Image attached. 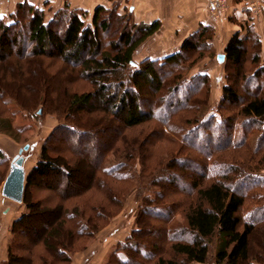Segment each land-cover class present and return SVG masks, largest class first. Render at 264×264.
Returning <instances> with one entry per match:
<instances>
[{
    "label": "trees",
    "instance_id": "16d2710c",
    "mask_svg": "<svg viewBox=\"0 0 264 264\" xmlns=\"http://www.w3.org/2000/svg\"><path fill=\"white\" fill-rule=\"evenodd\" d=\"M130 13L97 5L91 22L87 23L84 19L87 11L66 5L47 20L43 9L29 1L20 2L11 14V22L0 18V64L22 69L24 64L31 65L33 60L41 57L60 58L70 66L68 75L74 76L77 71L91 85L85 91H65L67 114L89 115L93 124L120 120L125 131L158 120L171 129L173 114L192 107L196 110L192 122L187 121V125L174 131L181 135L184 147H195L209 158L219 148L251 147L248 137L253 130H259L260 143L253 149V154L263 153L264 64L261 61L262 40L255 24L248 21L244 24L248 27H240L233 33L222 53L224 60L218 58L224 63L228 82L223 86L217 112L209 114L210 76L198 72L187 77L185 73L206 57L214 56V25L200 24L182 41L177 51L163 58L147 57L136 61L134 56L138 48L158 32L161 25L159 20L137 23ZM16 28L24 30L26 37L13 31ZM108 32H118L120 40L110 42L105 48L102 35ZM174 96L177 98L172 102ZM143 104H152L151 109L144 111ZM229 104L232 105L231 114L226 112ZM2 121L8 129V122ZM58 127L74 130L68 124ZM212 139L218 141V145L205 150L206 142ZM47 147L43 146L37 165L26 174L22 202L28 211L12 223L13 238L8 247L7 264H51L48 254L39 255L41 261L36 263L34 249L38 246H43L54 258L59 256L62 263L71 259L66 251L71 250L69 242L74 239L75 232L73 227L66 226V204L59 200L53 206H45V201L35 198L33 188L57 192L56 184L65 180V185L72 189L88 191L101 180L97 176L100 170L108 176L127 178L122 162L90 168L79 156L71 163L65 155ZM184 159L200 170V176L195 175L192 181L189 188L192 196L183 214V225L172 231L167 252L158 243L144 240L146 235L142 226L134 230L137 233L135 242L126 246L125 253L116 252L112 263H205L214 245L215 264H264V243L258 248L253 240L258 228L264 230V175L258 172L264 169V156L258 160L262 166L249 168L248 172L238 166L221 167L197 157L196 161ZM4 161L0 151V164ZM173 171L180 176L185 174L184 170L181 173L176 169ZM163 180L158 178L157 181ZM63 195L60 194L59 199L70 198L68 194ZM249 197H258L262 201L249 208L246 206ZM168 211L167 206L153 204L142 210L145 216L155 219L158 216L167 219ZM143 217L140 218L142 223ZM185 235L189 238H184ZM24 240H30L27 251H24Z\"/></svg>",
    "mask_w": 264,
    "mask_h": 264
},
{
    "label": "rangeland",
    "instance_id": "374dc122",
    "mask_svg": "<svg viewBox=\"0 0 264 264\" xmlns=\"http://www.w3.org/2000/svg\"><path fill=\"white\" fill-rule=\"evenodd\" d=\"M26 1L43 9L47 20L52 18L57 10L68 5L72 9L87 11L84 19L90 23L96 6L105 5L120 13L131 12L130 16L137 23H151L141 20L134 11L129 9L133 3L132 0H0V18L11 22V14L16 10L17 5ZM209 2L210 0L208 4ZM259 2L260 11L254 14L259 18H257V24L253 25L262 40L261 61L264 64V4L261 0ZM208 4L206 10L212 19L210 23L215 28L213 40L215 54L212 57H206L194 67L188 68L185 75L189 77L198 72H206L210 76L208 107L209 114H215L221 101L223 86L228 82L224 63L217 57V54L224 53L228 40L224 42L223 39V42L218 43L216 34L219 31L223 34L225 25L230 19L223 15L222 19L216 23L208 11ZM160 25L162 26L161 21ZM245 26L247 25L240 24V27L245 28ZM196 29L187 33L185 38ZM13 31L20 32L24 38L27 35L19 28ZM162 38L160 31L150 36L138 48L134 56L135 60L141 61L147 57L163 58L177 51L185 39L180 43L178 41L166 44L167 41L163 42ZM102 39H104V47L107 48L110 42L119 41L120 36L118 32H108L102 35ZM31 63V65L24 64L22 69L15 65L11 67V64L6 68L0 64V151L5 158L4 163L0 164V179L3 178L0 180V264H7L8 247L13 238L11 231L13 221L28 211L24 202H15L2 195V186L11 165L19 155L20 149L26 145L28 148L22 152L26 174L37 165L42 148L47 145V148H51L50 150H57L55 153L65 155L71 163H74L79 156L90 168L99 169L101 166L106 167L122 162L124 163L123 172L127 176L126 179L115 178L100 170L97 176L101 180L94 186L91 184L88 191L80 188L72 189L65 185V180L56 184L57 192L33 188L35 198L45 201V206H53L59 200L64 201L63 203L67 206L65 214L66 217L68 216L66 226L73 227L75 232L74 239L71 238L69 242L71 250L66 251L71 257L69 262L62 263L59 256L56 259L43 246H38L34 249L36 263L41 261L39 255L48 254L51 264L53 261H56L55 264H113L112 260L116 252L125 253L126 246L131 242L134 243L137 237L134 230L142 226V232L146 235L144 240L151 244L158 243L160 248L167 252L172 240V231H175L177 226L183 225V214L192 196L189 190L192 181L195 175L200 176V170L195 169L184 158H193L196 161L197 157L202 161L206 160L205 162L217 163L221 167H224L223 165L238 166L245 172H248L249 168L259 169V166H262L258 160L264 156V152L253 154V149L260 143L259 130H253L252 135L248 137L247 141L251 147L243 145L219 148L213 154L214 156L211 155L209 158H205L195 147H184L181 135L174 131L187 125V121L192 122L196 113L192 107L173 114L171 129L168 125L157 122L158 120H151L142 126L124 131L120 120L110 123L96 121L93 124L92 117L89 115L71 116L67 114L65 91L90 89L89 81L77 71L74 76L68 75L70 66L60 58L41 57ZM248 65L250 69L249 62ZM19 70L23 71L21 75L17 72ZM78 70L80 71L81 67L78 66ZM176 98L174 96L172 102ZM151 106L152 104L144 105V111L151 109ZM231 106V104L227 105L228 114L233 112L230 111ZM2 120L8 122V129L5 128L6 124L3 126ZM60 124H68L74 130H61L58 127ZM56 129L58 130L54 134ZM217 143L218 141L213 139L209 143L206 142L205 150L218 145ZM173 169L179 173L184 170L185 174L177 175ZM258 172L264 175V169ZM158 178L162 180L166 178V180L157 181ZM262 191L264 193V190ZM60 194L62 196L68 194L70 198L61 200ZM257 198L249 197L246 206L252 208L260 204L262 200ZM150 204L167 206L171 211H168L169 217L166 219L158 216L155 219L145 216L142 210ZM141 217L149 229L144 222H141ZM183 237L189 238L188 235ZM253 240L258 248L261 247L264 243V230L258 228ZM29 241H25L24 251L28 250ZM214 248L213 245L207 262L189 264H215Z\"/></svg>",
    "mask_w": 264,
    "mask_h": 264
},
{
    "label": "crops",
    "instance_id": "0c3cea01",
    "mask_svg": "<svg viewBox=\"0 0 264 264\" xmlns=\"http://www.w3.org/2000/svg\"><path fill=\"white\" fill-rule=\"evenodd\" d=\"M129 6L137 16L145 22L159 20L162 23L160 37L166 44L179 43L191 30L200 24H209L211 17L206 6L209 0H132ZM139 1V2H138ZM142 1V3L140 2ZM264 4V0H261ZM230 20L226 23L223 34L217 32L218 43L227 40L240 29V24H257V18L249 8L248 0H227V7L223 14ZM213 22V21H212ZM226 31V32H225ZM171 46V45H170Z\"/></svg>",
    "mask_w": 264,
    "mask_h": 264
},
{
    "label": "water",
    "instance_id": "95a60500",
    "mask_svg": "<svg viewBox=\"0 0 264 264\" xmlns=\"http://www.w3.org/2000/svg\"><path fill=\"white\" fill-rule=\"evenodd\" d=\"M218 58L220 61H223L225 55L219 54ZM27 148L28 145L20 149L19 155L14 159V162L11 165L10 172L8 173L2 186V195L15 202L23 201L26 171L23 166L24 156H22V152Z\"/></svg>",
    "mask_w": 264,
    "mask_h": 264
},
{
    "label": "built area",
    "instance_id": "2783aa9c",
    "mask_svg": "<svg viewBox=\"0 0 264 264\" xmlns=\"http://www.w3.org/2000/svg\"><path fill=\"white\" fill-rule=\"evenodd\" d=\"M249 8L254 14H258L260 11L259 0H248ZM226 0H210L208 4V11L211 13L213 20L217 23L223 17V12L226 8Z\"/></svg>",
    "mask_w": 264,
    "mask_h": 264
}]
</instances>
